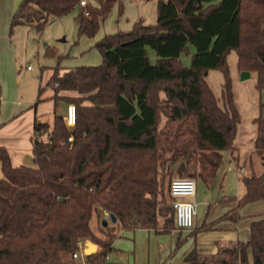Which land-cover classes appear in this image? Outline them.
Here are the masks:
<instances>
[{
  "label": "trees",
  "instance_id": "trees-1",
  "mask_svg": "<svg viewBox=\"0 0 264 264\" xmlns=\"http://www.w3.org/2000/svg\"><path fill=\"white\" fill-rule=\"evenodd\" d=\"M80 1L23 0L12 29L29 25L42 31ZM117 2L123 12L121 0L88 3L78 17L79 36L94 37L100 19ZM96 47L103 56L100 65H57L39 88L38 101L51 88L55 107L76 105L75 128L59 114L52 127L36 122L33 165L14 166L8 149L0 146V264H128L107 259L117 227L176 229L174 209L162 191L164 169L181 159L182 177L211 182L222 152L234 148L242 118L227 56L235 50L240 72L256 73L257 88H264V0H158L156 23L139 20L129 31L106 34ZM192 47L186 65L181 57ZM215 69L225 74L221 97L207 80ZM162 114L168 120L159 129ZM253 121L255 149L264 159V117ZM242 182L245 193L229 199L238 204L222 220L237 222L242 207L264 200V171L243 176ZM103 209L117 222L105 227L102 221L100 235L92 220L95 215L101 220ZM209 228L202 224L199 229ZM88 239L100 248L82 263L73 254ZM185 260L264 264V217L252 222L248 242L221 246L212 255L193 250Z\"/></svg>",
  "mask_w": 264,
  "mask_h": 264
},
{
  "label": "rangeland",
  "instance_id": "rangeland-1",
  "mask_svg": "<svg viewBox=\"0 0 264 264\" xmlns=\"http://www.w3.org/2000/svg\"><path fill=\"white\" fill-rule=\"evenodd\" d=\"M15 1L16 0H0V43L8 46H10L11 43L14 44L17 62L16 68L17 70H21L20 72L22 75L27 74L28 78L33 82L34 85H38L37 82H39L42 77L43 80L46 81L47 75L50 73L49 68L51 69V67H55L57 65L68 68H75L83 65H100L103 62V56L101 51L96 47V44L106 34L117 32L115 30L118 27V21L121 19L120 15L123 14L124 10L126 9L125 6H127L124 3L123 12H121L120 3L117 2L109 15L100 19V29L97 34H99L101 31L106 33L101 39L93 41L97 34L94 37L79 36L78 34V17L82 10H84V7H82L80 4H78L75 9L68 14L52 20L42 31H38L35 27L29 25H16L12 29L13 15L10 17V19H8L6 9L13 6ZM22 1L23 0L18 3L17 9L19 8ZM99 1L100 0H87V2L92 5L99 4ZM156 1L145 3L142 7L139 6L140 10L142 9L145 11L146 18L149 20L154 18V21L151 23L147 19L148 24H153L157 21L158 3L155 7ZM49 50L53 51L52 55L48 53L50 52ZM194 51L195 50L192 47L191 53H184L182 55L181 58L184 64L189 65L191 63L192 54ZM150 53L152 59L155 60L154 52L150 51ZM227 64L232 81L235 103L242 118L241 123L238 126V134L235 143L242 156H249L252 154L253 168L257 173L261 174L264 170V167L259 162V156L254 150L253 139L256 136L257 125L253 120L256 117H259L261 114L264 117V106L262 107V104H264V88L261 91L257 88L256 73H251L249 78L242 79V72H240L238 67V57L235 50L228 54ZM29 65L34 68L33 71L27 69ZM35 79L37 81H35ZM207 80L215 94L218 97H221L222 85L225 81L224 72L220 69L210 70ZM50 91V89H47L45 94H48ZM67 94L71 95L73 93ZM161 97L165 98V94L162 93ZM40 103L41 110L43 111L44 117L46 118L45 120H48L50 124H52L55 114H60L63 111L64 104H69L68 102H61L55 107L54 101L52 99L43 100ZM167 120L168 117L165 114H162L159 129H162L166 126ZM235 148L236 147L234 144V148L230 151L232 152V155L236 156L237 152L235 151ZM223 152L224 160L219 169V174H217L213 181L205 182L201 178H195L197 181L196 199L199 202V206L197 208V217L198 222L201 225L204 223L203 221L206 215V205L203 204L204 202H212L213 204L216 202L219 203L220 200H223V198L227 196L230 197L240 194V192L243 191L244 186L241 183L239 176L242 178L245 175H252L253 173L257 174L250 166V163H245L246 171L242 172L240 175L237 163L234 161L232 163L228 162L230 152ZM167 155L169 156L170 153L168 152ZM233 158L235 159V157ZM176 162V164L173 162H168L164 169L166 178L163 182L162 191L165 194L168 205H171V199L168 194L169 183L174 177H182V175H180L178 172L182 160L179 159ZM229 164L232 165V170L228 168ZM224 177L225 181L223 182ZM161 179L162 178L160 176V183L162 182ZM101 223L102 220H99V217L95 215L92 220V226L95 231L99 232L100 235H102ZM109 225L113 226L114 223L109 222ZM163 225L164 218L160 217L159 226L162 227ZM117 229L119 230L118 227ZM161 234L170 235L169 238H172L170 233ZM173 239L174 247L172 252L175 253L182 246V243L186 239V235H178L173 237ZM85 242L87 248L88 242L94 241L88 239ZM113 254H115V251ZM126 256L127 255L121 257L117 256L116 258L112 259V262L126 263L127 261H124ZM76 260L82 262L81 257L77 258Z\"/></svg>",
  "mask_w": 264,
  "mask_h": 264
},
{
  "label": "crops",
  "instance_id": "crops-1",
  "mask_svg": "<svg viewBox=\"0 0 264 264\" xmlns=\"http://www.w3.org/2000/svg\"><path fill=\"white\" fill-rule=\"evenodd\" d=\"M20 1L21 0H16L13 6L6 9L8 19L14 15ZM150 1L156 0H122L123 5L125 3L127 6H125L126 9L124 8L123 14L120 15L121 19L118 21V27L115 31H129L139 20H144V22L147 23L148 18L145 16V11L142 9L140 10L139 6L142 7L145 3ZM157 3L158 0L156 1L155 7ZM149 21L150 23L153 22L154 18H151ZM105 33L106 32L103 31L99 32L93 41L101 39ZM16 65L14 44L11 43V45L8 46L0 43V146L8 149L14 166L33 165L35 124L36 122H46L50 127L53 125V122L50 124L48 120H45L46 118L40 107L41 101L51 99L50 97L53 94V90L47 88L51 91L45 94L46 89L42 95L43 100L38 101L40 85L46 84L52 75V69L49 68L50 73L47 75L46 81H44L42 77L39 82H37L38 85H34L27 74L22 75L20 72L21 70H17ZM28 70L33 71L34 68ZM35 81L37 80L35 79ZM66 109L67 104H64L63 111L59 115L65 116ZM255 138L253 139V145ZM235 147L237 155H232V152L228 151L230 152L228 162H236L241 175L242 172L246 171L245 163H250V166L253 168V158L252 154L249 156H242L236 143ZM254 150L257 152L255 145ZM222 153L224 160V152ZM258 156L259 162L264 167L263 157L259 154ZM233 157H235V159ZM176 163L177 162L174 164ZM228 168L230 170L233 169L231 164H229ZM242 168H244L243 171L241 170ZM254 171L256 172V170ZM217 174H219V170ZM257 174L259 175L260 173ZM2 177V162L0 161V179ZM239 178L243 184L242 178L240 176ZM224 181L225 177L223 179V182ZM245 191L246 189L243 187V191H241L240 194L230 197L227 196L223 198V200H220L219 203H203L206 205V215L203 224L209 225L211 227L209 229H199L201 224L198 222V217L196 218V223L193 228H176L171 231L170 234L172 238H169L170 235H162L154 229H117L115 231L116 238L112 245L113 251L110 253L108 261L112 262V259L117 256L121 257L127 255L124 261H127L126 263L128 264H188L185 260L186 256L193 250H197L201 254L212 255L216 254L221 246L234 244L237 241L248 242L251 238L252 222L255 219L264 217V200L250 203L242 207L239 210L240 219L237 222L225 219L222 220L223 214L225 215L234 210L238 204L236 200L229 199L234 196L240 198ZM168 194L170 196L169 186ZM178 235H186V239L182 243V246L173 253V237ZM98 250L99 246L97 248V251ZM114 251L115 254H113ZM81 258L82 263H85V257L83 256Z\"/></svg>",
  "mask_w": 264,
  "mask_h": 264
},
{
  "label": "built area",
  "instance_id": "built-area-1",
  "mask_svg": "<svg viewBox=\"0 0 264 264\" xmlns=\"http://www.w3.org/2000/svg\"><path fill=\"white\" fill-rule=\"evenodd\" d=\"M82 7H86L87 0H81L79 3ZM86 15L89 13L86 11ZM29 66L28 69H32ZM65 122L70 129L75 128L77 124V108L74 103L67 105L64 116ZM69 141H73V136L69 137ZM242 171L244 168L241 169ZM169 193L171 197V205L174 209L175 223L178 229H191L195 226L197 218V208L199 203L197 196V181L194 178L174 177L169 183ZM101 220L112 222V213L106 209L102 210ZM88 246V244H87ZM86 242L79 243V249L73 254L75 259L86 256ZM110 255V254H109ZM107 256V259L109 258Z\"/></svg>",
  "mask_w": 264,
  "mask_h": 264
},
{
  "label": "water",
  "instance_id": "water-1",
  "mask_svg": "<svg viewBox=\"0 0 264 264\" xmlns=\"http://www.w3.org/2000/svg\"><path fill=\"white\" fill-rule=\"evenodd\" d=\"M250 76H251L250 72H248V71L242 72V79H247ZM116 222H117V217L114 214H112V223L115 224ZM103 225L106 227L109 225V223L107 221H104ZM97 248H98L97 244H95L94 242H88V246L86 248L85 254L86 255L93 254L97 251ZM94 249H95V251H94Z\"/></svg>",
  "mask_w": 264,
  "mask_h": 264
}]
</instances>
